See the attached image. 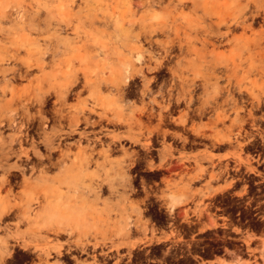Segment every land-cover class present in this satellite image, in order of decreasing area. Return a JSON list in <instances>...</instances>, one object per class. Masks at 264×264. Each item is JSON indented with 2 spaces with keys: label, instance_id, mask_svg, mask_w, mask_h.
<instances>
[{
  "label": "rangeland",
  "instance_id": "rangeland-1",
  "mask_svg": "<svg viewBox=\"0 0 264 264\" xmlns=\"http://www.w3.org/2000/svg\"><path fill=\"white\" fill-rule=\"evenodd\" d=\"M203 1L160 0L163 4L158 5L153 4L155 0L152 4L150 0H0V112L10 103L7 111L26 127L22 147L27 148L29 158L35 160L33 148L44 157L52 154L51 162L56 158L70 162L86 154L85 150L97 151L93 157L98 165L88 167V172L95 171L92 181L97 185L111 176L109 161L115 165L124 150L134 155L133 164L127 155L122 163L128 165L130 185H119L113 193L101 184L95 196L83 197L91 211L72 231H35L25 217L17 223L18 228L14 218L1 221L0 238L15 234L26 246H18L10 237V253L0 248V264H98L97 251L102 246L121 253L150 238L151 243L158 239L166 244L225 246L223 255L215 250L218 264H264V23L245 32L236 31L232 42L216 47L204 44L199 37L200 27L206 23L200 18ZM245 2L209 0L207 5L229 18ZM248 4L254 9L253 5H264V0H249ZM156 22L163 24L165 31L148 32ZM195 31H199L197 35ZM167 40L185 43L189 53L173 50L161 58L164 52L155 41ZM138 44L146 79L134 75L118 92L105 84V79L118 76L119 58L131 57L130 50ZM158 59L163 60L161 67H155ZM215 60L229 68L227 78L219 68L216 86L222 90L216 97L213 76L207 88L198 76L203 65ZM25 69L26 75L17 76ZM67 81L65 98H56L55 91ZM238 86L249 88L263 100L255 108L244 103L253 116L246 110L239 112L246 119L239 134L233 112L222 103L226 89L234 97L239 95ZM212 98L217 99L216 104H206ZM90 105L98 111L106 106L107 116L119 115L123 121L102 118L94 126L96 133L89 131V140L80 139L78 132L70 131L83 127L70 126L69 112ZM180 106V111H172ZM56 109L65 115L59 117ZM168 115H175L171 124L180 132L177 135L202 142L197 145L202 150L176 152L172 143H166V136L156 138L160 128L167 126L162 122ZM11 134L12 128L1 123L0 142H6ZM52 134L53 145L60 144L55 153L41 142ZM96 138L101 141L92 142ZM43 159L47 176L55 174L57 167ZM13 160L9 158L8 163ZM5 177L9 172L0 171V182ZM19 179L16 183L12 180L9 195L2 186L4 201H25L26 196L44 187L40 182L27 195ZM129 222L133 226L129 227ZM159 227L168 232L159 234ZM40 250L49 251V255L39 259Z\"/></svg>",
  "mask_w": 264,
  "mask_h": 264
},
{
  "label": "bare ground",
  "instance_id": "bare-ground-1",
  "mask_svg": "<svg viewBox=\"0 0 264 264\" xmlns=\"http://www.w3.org/2000/svg\"><path fill=\"white\" fill-rule=\"evenodd\" d=\"M153 1L154 0H150L151 4L153 3ZM155 1L156 2L153 4H158V5L163 4L162 2H160V0H155ZM220 1L225 2L226 0H220ZM203 2H204V8L201 9L202 15L200 18H202V20L206 23L205 26L200 27L201 35L199 37H201L200 39L204 44L211 43L212 46L215 45L216 47L219 44H223L225 42H232L236 39L235 38L236 31L241 30L242 32H245V30L247 29H252L253 25L255 24L261 25L262 23H264V5L262 4H257V6L253 5L254 9H251L248 4L249 0H246L244 4L238 6L237 11L235 13L230 15L227 14L229 17L227 18L218 15L215 11H212L211 6L207 5L209 0H204ZM150 28L151 29L148 31L150 33L151 32L157 33V31L159 32L161 30L165 31L163 29V24L160 25L159 22H156L155 25H151ZM166 28L169 29L171 27L167 26ZM195 32H196L195 35H197L199 31H195ZM149 42L150 41H148V43ZM155 42L157 44L156 46H158L159 49H161L164 52V55L161 56V58L168 56L169 54L172 53L173 50L174 51L177 50L180 54H182L183 52L189 53L190 51V48L187 45H185V43L183 44L181 41L174 42L173 40H167L165 42H160V41H155ZM149 45L151 46V43ZM141 51H142L141 44H138L130 50V53L132 54L131 57H120L119 58L120 63L118 69L115 70L118 76H115L114 78L105 79V84L106 83L109 84L111 88L120 92L122 90L121 84H126V82H128V79L133 77L134 75H138L139 77H141V79L145 80L146 77L142 69V67L144 68L143 65L145 64V60L141 54ZM162 61H163L162 59H158L155 62V67H161L163 65ZM135 64L138 65L137 68H135L136 66ZM31 66L32 65H27L26 67L29 68ZM227 66H228L227 64L216 62L215 60L214 63L212 64L203 65L204 69L203 68L199 69V72L203 71L200 72L198 76L202 78L203 81L202 84L204 88H207L208 84L210 85L209 78L210 76H213L214 78L213 83H215L213 87V89L215 90V97L222 90V88L216 86V81L217 78L219 77L218 72H220L219 68L220 70L221 69L223 70L222 72L224 73L225 78H227L229 77V68ZM169 70L172 71V69ZM25 73H26V69L24 72H18L17 76L23 77L24 75H26ZM72 82L73 81H71V83ZM67 83L68 81L64 84V86ZM84 84L87 85L88 81L85 80ZM64 86L62 89L55 91L56 98L61 100L65 98L68 91V87L67 86L64 87ZM226 90L228 93L226 94L225 98L222 100V103L226 102L227 105L229 103L232 111L234 112L233 120L237 124L236 126L238 128L241 127L243 128L242 125L243 121L244 123L246 122L242 118L243 115L241 116L239 112L243 111L245 106L244 103L250 102L251 108L253 106L255 108L258 107V104H260L259 102L262 100V98L254 94L249 88L242 89L241 86L237 87V92L239 93L238 97H234V95L230 93L229 89ZM120 95H123V92L120 93ZM263 99H264V95H263ZM206 104H209L208 99L206 100ZM10 108H11V104L8 103L4 106V109H2V111L0 112V124L3 123L4 126L6 125L12 128V134L8 137V140L6 139L7 140L6 142H0V171L9 172V177L7 178L5 177L3 182H0V191L2 190L3 187H6L7 195H9L11 192V187L13 186L12 180H14V183H16L19 177H20L19 180H21V182L23 183V187L24 190L27 192V195L31 193L34 187L36 186V184H39L40 182H44V187L38 190L35 193V195L31 196L29 194V196H26L25 201H21L20 199L18 201L16 200L17 202L14 200L15 201L14 203H10L9 201H4L0 196V223L4 219L6 221V219L10 220L14 218L16 219L14 226L18 228L17 223L25 217L27 219V223L32 225L31 227L35 231L42 230V231H52L55 233L65 232V231L68 232L69 230L72 231L73 228L77 226V224L87 219V215L91 211L89 209V206H87V204L82 201L83 197H87V195L90 194L95 196L97 194L96 188L99 187L101 184H104L108 188V190L113 193L117 192V188L119 185L121 186L130 185L129 174L127 173L128 165H123L122 163L125 161L124 158L127 155L130 160L132 158L130 164H133L134 155H132V153L128 154L125 150L122 156L121 157L119 156V158L116 160L117 162L115 165H113V163L109 161L108 164L110 165V167L107 168V171L111 170L112 174L111 176L108 174L106 176V180L104 179V182L100 181L101 183L97 185L92 181L93 176L95 175L94 174L95 171L90 170L88 172L89 169L88 167L90 166L91 163H94L95 166L98 165L97 158H94L95 156L93 157V155L96 154L97 151L96 153L92 154V153H88V150H85L87 151V153L84 151L86 154H83L82 156L80 155L81 156L80 158L74 159L73 161L70 162L64 161L63 158H56L55 162L54 161L51 162L50 157H52V154H50L51 156L49 155L50 157L48 155H46L48 157L46 156L44 157L41 155V153H39L37 150H34L33 148L32 154L35 160H31V157L29 158L28 151L26 150L27 148L24 149V147H22L23 141H25L27 137L26 127H23L21 124L19 125L17 122L18 118L16 116L13 117V115H11L13 113L7 111ZM24 108L27 109L26 106H24ZM102 108H103L102 111H98L96 110V107L94 105L81 106L79 108L74 107L72 112L71 113L69 112V116H68L70 126L71 125H73V127L78 125L82 126L81 124L87 127L94 126L95 124L97 125L98 120L102 118H105L106 121L116 122V123H121L123 121L122 117L119 115L115 117L113 115L110 118L109 116L106 115V112L104 111L106 109V106ZM61 110L62 109L55 110L56 114H58L59 117L65 115L62 114ZM251 114H252L251 109H249L248 115ZM23 115L21 116L24 117L25 115L24 116ZM93 115L96 117L94 118ZM24 121L25 120H23V124ZM73 131L74 128L72 129L71 132ZM239 131L240 130L238 129V134ZM86 140H89V138H86ZM96 140L98 142L101 141L99 138H96L92 142L96 143L97 142ZM53 141H54V134L47 135L43 137V139L41 140V142L45 147L51 149V152L55 153L60 150L59 149L60 144L54 146ZM15 145H18V147H16ZM104 152L106 153V151ZM9 158H14V160L8 163ZM43 158L47 159L50 165L52 166L55 165L57 167V172H55V174H52L51 176H47L46 173L48 172L47 171L48 169L47 166L45 167L44 165ZM23 161H27L28 164H24L25 162ZM115 167L117 168L115 169ZM27 170L29 171V175H27L28 174ZM35 172H37V174H35ZM25 174L27 176H25ZM87 179H89L88 183L86 182ZM50 184H53L54 186ZM131 225L132 223H130L129 227ZM3 227L6 229L8 227V224L5 223ZM14 235L15 234H6L5 237L0 238V248L1 249L4 248L3 251L5 252L7 251L6 254L10 253L8 249V243L10 237L13 240H15L18 246L20 247L26 246V244L20 242V240L17 239ZM39 252L40 253H37L39 259L42 258L45 259L46 256L49 255V251L47 250H40Z\"/></svg>",
  "mask_w": 264,
  "mask_h": 264
},
{
  "label": "flooded vegetation",
  "instance_id": "flooded-vegetation-1",
  "mask_svg": "<svg viewBox=\"0 0 264 264\" xmlns=\"http://www.w3.org/2000/svg\"><path fill=\"white\" fill-rule=\"evenodd\" d=\"M226 92H227V90H226ZM225 96H224V98H225ZM210 102H215V104H216V99L212 98L211 101H209V103ZM223 104L227 105L226 102ZM228 106L231 109V106L229 105V103H228ZM181 109H182V106H180L178 108H173L172 111L177 112V111H180ZM244 109L247 111L246 113L248 115L249 109H246L245 106H244ZM244 109H243V111H244ZM231 112H233L232 109H231ZM233 114H234V112H233ZM248 116H252V114L248 115ZM174 117H175V115H168L165 118V120H164V122H162V124L167 125V126L160 128L161 132H159L158 134L157 133L155 134L156 138H164V136H166L165 138L168 139V141L166 143H168V144L172 143L171 146L173 147V149L176 152H184V153L188 154V153L195 152L197 150H202L201 147L197 146V145L203 144L202 142L196 141L192 138L184 140V139H182V137L177 135L180 132H178L173 127V125H175V124H171L173 121L172 118H174ZM242 118H243V120L246 121L245 117L242 116ZM98 123H99V120H98ZM98 123H97V125H98ZM81 125L83 127V130H81V131H75L74 130V132H78L79 136L83 137V138L81 137L82 139L85 140L86 138H88L89 131L92 132L93 134L96 133L95 131H93L94 126H96V124L94 126H88L92 130H86L85 127H87V126H85L83 124H81ZM242 125H244V121H243ZM238 129L240 130V129H242V127L238 128ZM162 130H164L166 132L163 133ZM239 133H240V131H239ZM156 138H155V142L159 143V140H157ZM152 148L154 150H157V151L159 149H161V147H152ZM157 151H156V153H154V156H157V158H158V152ZM172 165H175V163H173ZM130 166H132V165H130ZM170 170H171V168L169 167L168 171H170ZM255 183L256 182H254V184ZM255 190L258 191L259 188H256ZM170 223L171 222H169L164 227L169 226ZM132 228L136 229L135 227H132ZM156 229L158 230L156 232H158L159 234H160V232H165V233L168 232V230H165L161 227L156 228ZM161 237H163V236L162 235L158 236V238H161ZM160 240L161 239H159V241ZM146 241H147L146 243L142 242L141 243L142 245L137 247V248L133 247L131 251L127 250L126 252H121V253L116 252V250L114 248L109 249V246L108 247L104 246V249H103V246H102L101 247L102 249L97 251V254L99 255L98 264H201L202 262L210 263V261H213L215 263V259L217 257L215 250H217V249L220 250L221 255H223L225 253V248H226L225 246H222V245L214 246V245L197 244V243L166 244V243L158 242V239H155L154 242L151 243V241H152L151 238L149 240H146ZM133 246H135V245H133ZM168 250H172V252L170 254H168ZM204 255H208L210 258H204ZM60 261L62 262V260H60ZM67 263L68 264H74L73 261H67Z\"/></svg>",
  "mask_w": 264,
  "mask_h": 264
},
{
  "label": "crops",
  "instance_id": "crops-1",
  "mask_svg": "<svg viewBox=\"0 0 264 264\" xmlns=\"http://www.w3.org/2000/svg\"><path fill=\"white\" fill-rule=\"evenodd\" d=\"M215 264H218L216 259H215Z\"/></svg>",
  "mask_w": 264,
  "mask_h": 264
}]
</instances>
